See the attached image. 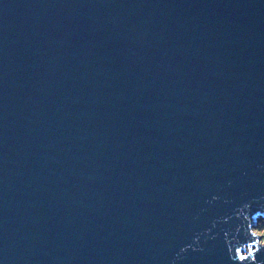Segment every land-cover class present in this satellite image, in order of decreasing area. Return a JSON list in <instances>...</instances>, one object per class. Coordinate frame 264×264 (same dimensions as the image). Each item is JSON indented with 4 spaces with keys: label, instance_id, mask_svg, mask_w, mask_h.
<instances>
[{
    "label": "water",
    "instance_id": "obj_1",
    "mask_svg": "<svg viewBox=\"0 0 264 264\" xmlns=\"http://www.w3.org/2000/svg\"><path fill=\"white\" fill-rule=\"evenodd\" d=\"M245 202L264 0H0V264H236Z\"/></svg>",
    "mask_w": 264,
    "mask_h": 264
},
{
    "label": "clouds",
    "instance_id": "obj_2",
    "mask_svg": "<svg viewBox=\"0 0 264 264\" xmlns=\"http://www.w3.org/2000/svg\"><path fill=\"white\" fill-rule=\"evenodd\" d=\"M213 199H216L214 196ZM249 203L245 202L240 206V210H238L235 215L241 218V224L236 226L235 231L239 232L241 229L243 230L246 239L244 242H240L236 236L232 238V244L229 248V254L236 264H264L257 260V254L259 251L264 248V224H259L257 227H253L249 222L248 213L246 209H249ZM228 219L227 217L224 218ZM215 225V222H213ZM209 230H205L207 233ZM228 233H225L227 236ZM194 239H198L195 237ZM185 247H192V245H186ZM184 251V248H181V252Z\"/></svg>",
    "mask_w": 264,
    "mask_h": 264
}]
</instances>
